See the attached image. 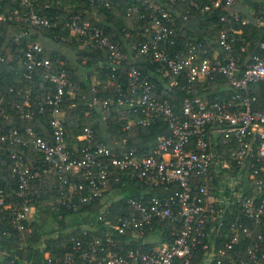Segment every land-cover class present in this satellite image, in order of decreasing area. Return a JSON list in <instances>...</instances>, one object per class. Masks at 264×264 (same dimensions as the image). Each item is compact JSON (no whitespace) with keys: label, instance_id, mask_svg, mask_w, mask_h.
Returning a JSON list of instances; mask_svg holds the SVG:
<instances>
[{"label":"built area","instance_id":"obj_1","mask_svg":"<svg viewBox=\"0 0 264 264\" xmlns=\"http://www.w3.org/2000/svg\"><path fill=\"white\" fill-rule=\"evenodd\" d=\"M234 1L188 0L187 8L198 13L219 10V22L227 16L237 21L228 12ZM19 2L32 7L29 0ZM129 12H139V19L148 22L135 33L140 39L135 55L156 67L142 74L128 66L124 90L117 87L114 100L100 102L94 82L86 106L113 108L125 119L123 132L147 129L160 120L168 135L158 136L144 153L124 151L123 141L113 143L116 150L96 144L89 127L70 137L62 105L74 106L68 103L74 92L65 66L52 64L37 43L27 45L19 55L22 84L14 81L6 87L18 95L14 109L22 125L0 126V149L9 146L0 154L13 162L14 180L13 187L0 188V235L15 237L21 246L2 249L0 264H35L17 251L27 253L34 225L47 210L57 220L77 216L87 222L64 231L59 258L52 261L43 251L38 264H264V233L256 230L264 227V104L259 106V97L249 90L264 82V38L256 45L260 55H251L247 64L240 63V32L223 29L216 39L225 53L221 61L217 54L213 62L206 58L202 43L188 42L185 52L170 55L180 30L173 17L145 0H136ZM257 14L260 25V7ZM187 18L191 16L186 13L182 19ZM5 20L55 27L31 11L0 14V22ZM63 26L80 48L104 52L111 71L127 60L122 46L89 22L72 17ZM26 32L20 31L15 40ZM234 42H239L235 56ZM130 50H135L133 45ZM41 73L50 93L38 97L28 83ZM216 78L225 87L214 98L190 97ZM172 91L185 94L177 112L168 100ZM3 103L0 87V111ZM128 182L141 188L136 196L122 197ZM46 237L41 234L39 239Z\"/></svg>","mask_w":264,"mask_h":264},{"label":"trees","instance_id":"obj_2","mask_svg":"<svg viewBox=\"0 0 264 264\" xmlns=\"http://www.w3.org/2000/svg\"><path fill=\"white\" fill-rule=\"evenodd\" d=\"M32 7L21 5L19 0H0V14L7 16L10 12L25 15L30 11L38 17L53 22L55 27L41 28L29 27L26 23H14L5 20L0 22V56L3 61L0 62V87L1 96L4 103L0 111V126L7 129L13 126L22 125L16 118L14 106L18 103V95L8 93L6 87L16 81L22 84L23 69L19 63V55L23 52L27 45L37 43L41 46L44 57L49 59L52 64L58 65L60 62L64 64L66 74L73 87L74 97L68 103L74 106L69 108L67 103L62 105L65 113L63 126L67 130L70 137H74L77 131L83 127H89L93 131L94 142L105 146L110 150H116L114 142H124L122 147L124 151L136 150L144 153L153 144L158 136H167L168 131L165 123L157 120L147 129L131 128L127 132L121 130V126L125 123V119L119 117V114L113 111V108L104 110L98 104L92 110L88 109L86 104L91 99L89 86L92 84L90 75L95 74L93 82L96 89V96L99 101L105 97L114 100L116 88H123L125 69L128 66H134L142 74L153 72L156 64L143 56H136L138 43L140 39L135 36L136 32H141L147 27L146 20L139 19V12L127 15V9L136 6V0H29ZM152 6H159L165 12L173 17L175 25L180 29L178 31V39L175 47L170 50V55L186 51V45L191 43H202L206 49L204 55L213 62V54L218 55L221 61L225 53L217 46V32L219 29L226 31H239L237 36L244 42L243 52L240 53V63L247 64L249 58L253 54L260 55L256 45L264 38V4L255 3L252 0H235L233 6L228 10L230 13L237 15V21L232 17H226V22H219V10H213L208 13H198L187 8L188 0H174L172 5L167 4V0H145ZM107 5V7H105ZM260 7L261 24L258 25L256 17ZM251 12V13H250ZM189 14L191 18L183 20L182 17ZM77 17L78 23L87 21L90 24L104 30L111 36L114 42L122 46L127 60L117 66V69L111 71L109 61L104 52L91 49L88 46L80 48L71 38L70 31L63 26L70 18ZM132 29V30H131ZM25 35L15 40L20 31ZM148 36V35H147ZM133 45L135 50H130ZM235 56L239 53V42L233 45ZM76 57V59H75ZM72 63L73 69L68 68V64ZM108 83H112L110 87ZM32 88L35 96L43 97L48 94L49 89L44 83L42 73L33 75L28 83ZM221 79L208 83L205 90L199 87L191 92L190 97H199L201 99L214 98L216 89L224 86ZM259 97V106L264 104V82L252 86L249 89ZM184 91H172L169 93V103L174 111H178V106L184 96ZM87 115L84 116L85 112ZM7 119H3V116ZM9 149L6 144L0 149L5 152ZM13 162L6 159L0 154V188L7 190L14 186V180L11 179L10 173ZM244 182V181H243ZM33 188L36 187L34 184ZM119 187V186H116ZM141 188L136 182H128L125 185V193L127 197L137 195V190ZM44 197V193H40ZM41 198H39L40 200ZM44 203V202H42ZM41 217V216H40ZM264 221V218H263ZM87 222L85 217L79 219L77 216L73 218H65L57 220L56 215L49 210L42 213L39 224L34 225V234L31 236L30 247L27 253H17L22 259L31 260L38 264L42 259V252L46 251L50 254L52 261L61 255V246L66 239L65 230H70L79 223ZM4 229L8 230L6 227ZM42 229V233L39 231ZM256 230L264 233V227H257ZM47 236L46 239L40 240V235ZM42 241L37 244L36 242ZM21 243L15 237L9 238L0 235V251L4 249L9 252L14 248H19ZM136 246V244H132ZM129 247V245H128Z\"/></svg>","mask_w":264,"mask_h":264},{"label":"rangeland","instance_id":"obj_3","mask_svg":"<svg viewBox=\"0 0 264 264\" xmlns=\"http://www.w3.org/2000/svg\"><path fill=\"white\" fill-rule=\"evenodd\" d=\"M263 4H264V0L261 1V5H263ZM75 59H76V57H75ZM68 68L73 69L72 63H69V64H68ZM94 76H95V74H91V75H90V81H91L92 84L94 83V82H93V80L95 79ZM121 195H122V197H126V193L123 192V191H122ZM148 238H149V240L152 241V242H154V241L156 240V238H155L154 236H150V237L147 236V237H145V239H148Z\"/></svg>","mask_w":264,"mask_h":264},{"label":"crops","instance_id":"obj_4","mask_svg":"<svg viewBox=\"0 0 264 264\" xmlns=\"http://www.w3.org/2000/svg\"><path fill=\"white\" fill-rule=\"evenodd\" d=\"M250 13H251V12H250ZM206 86H207V85H204V87H201L200 89H201V90H205ZM224 87H225V85H224V86H221V87H219V88H217V89H216V95H217V93H218L220 90H223Z\"/></svg>","mask_w":264,"mask_h":264}]
</instances>
